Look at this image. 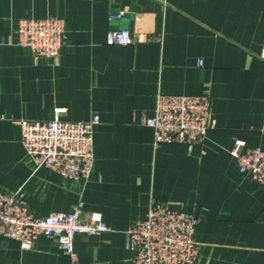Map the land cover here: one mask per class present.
Masks as SVG:
<instances>
[{
	"label": "crops",
	"instance_id": "1",
	"mask_svg": "<svg viewBox=\"0 0 264 264\" xmlns=\"http://www.w3.org/2000/svg\"><path fill=\"white\" fill-rule=\"evenodd\" d=\"M48 16L67 23L56 58L17 43L21 18ZM124 27L135 41L112 43ZM263 44L264 0H0V191L23 186L39 215L80 200L102 212L111 231L76 235L80 264H133L126 230L152 201L200 219L195 264H264V188L232 153L236 139L264 149ZM159 92L211 98L215 124L193 150L141 124ZM95 114L87 181L34 168L21 120ZM0 264L71 262L48 236L32 249L0 236Z\"/></svg>",
	"mask_w": 264,
	"mask_h": 264
},
{
	"label": "built area",
	"instance_id": "2",
	"mask_svg": "<svg viewBox=\"0 0 264 264\" xmlns=\"http://www.w3.org/2000/svg\"><path fill=\"white\" fill-rule=\"evenodd\" d=\"M122 13L118 14L121 16ZM64 18H21L16 28L17 43L35 56L56 58L67 45ZM135 41L130 28L116 30L114 44ZM264 58V44L261 52ZM203 60L199 61L202 65ZM95 114L88 120L23 119L21 140L34 168H49L64 178L87 181L94 168ZM141 124L154 131V143H180L188 150L200 144L214 126L212 101L208 95L159 92L154 113L144 114ZM264 129V126H263ZM240 172L264 188V149L249 147L236 139L232 148ZM200 219L192 212L151 202L147 216L126 230L133 264H195L199 244L195 231ZM111 231L100 211H88L82 200L68 211L39 215L32 211L23 186L0 191V236L16 240L24 249L34 248L37 239L50 237L71 264H80L74 240L77 234L100 235Z\"/></svg>",
	"mask_w": 264,
	"mask_h": 264
}]
</instances>
